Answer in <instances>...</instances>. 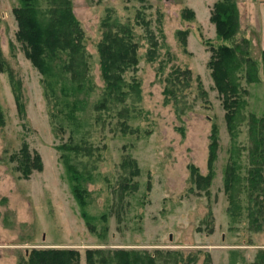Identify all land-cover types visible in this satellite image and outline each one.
<instances>
[{
	"label": "rangeland",
	"instance_id": "rangeland-1",
	"mask_svg": "<svg viewBox=\"0 0 264 264\" xmlns=\"http://www.w3.org/2000/svg\"><path fill=\"white\" fill-rule=\"evenodd\" d=\"M30 1L48 37L68 28L56 24L62 0H0V264L50 249L80 264L90 251L97 264H125L124 252L138 264H264V74L241 77L231 133L208 67L220 0H70L83 49L46 55V76L18 41L15 9ZM232 1L241 27L227 44L255 38L258 61L252 1ZM106 38L137 46L111 82Z\"/></svg>",
	"mask_w": 264,
	"mask_h": 264
},
{
	"label": "trees",
	"instance_id": "trees-1",
	"mask_svg": "<svg viewBox=\"0 0 264 264\" xmlns=\"http://www.w3.org/2000/svg\"><path fill=\"white\" fill-rule=\"evenodd\" d=\"M31 2L15 9V17L19 27L18 41L23 45L24 52L27 58L31 60L33 66L42 75L46 76L50 72L46 55L47 57L50 55L54 56L59 50L66 49H69L71 53L82 52L85 36L80 29V24L72 14L70 0H62L61 7L55 10V13L58 15L56 24L58 23L61 27L65 26L67 22L68 25L65 34V39L67 38L65 45L63 43L65 39H59L64 35V32L54 35V37H48L43 32L37 8ZM190 15L194 16L195 12L191 10ZM186 17L190 16L186 15ZM240 19L238 6L232 0H220L212 7L210 20L215 25L216 37L222 44L211 48L212 57L210 58L208 67L211 69L215 88L222 97L224 108L227 111L226 117L231 133H234L233 123L237 112L236 107L242 105V103H238V100H240L241 77H245L246 81L250 84L260 82V65L251 56L250 40L243 38L240 42H235L233 45L227 44L228 42H234L239 34L241 27ZM61 20L65 21V24ZM116 42L119 44L117 54L121 58L119 64L121 66L117 69L115 68L116 64L112 60V51L116 50L113 46ZM100 52L103 72L109 82L112 81L111 75L115 70L126 69L130 65L137 63V46L127 45L125 39L115 38L114 40L113 38H106V41H103L100 45ZM262 68L264 71V51L262 52ZM4 70L5 67L1 61L0 53V73L4 72ZM184 72L189 73L188 70ZM260 120L264 122V116ZM196 171L194 168V175H196ZM197 177L205 179L199 175ZM258 177L260 178V174L255 171L252 181L255 183ZM200 179L198 181H201ZM97 253L99 252L90 251L88 253V264H97L94 260ZM120 256L128 259L125 264H138L139 258L135 257V255L134 259L130 257L128 252H124ZM105 261L106 257L103 256L101 262ZM21 264H80V254L74 250L67 249L35 251L27 263Z\"/></svg>",
	"mask_w": 264,
	"mask_h": 264
},
{
	"label": "crops",
	"instance_id": "crops-1",
	"mask_svg": "<svg viewBox=\"0 0 264 264\" xmlns=\"http://www.w3.org/2000/svg\"><path fill=\"white\" fill-rule=\"evenodd\" d=\"M248 1H252L251 2V4L253 5L252 10L254 12V15L252 17V21L250 24V28L257 30V36H258V38H259L258 40L260 42L259 43L260 44V53H259L260 59L258 60V63L260 65V78H262L261 76H262V74H264V71L262 68V52L264 51V0H248ZM248 34H249V32H248ZM247 39H249L251 42V50H252V47L256 44L257 41H255V38H254V40L251 38H247ZM259 44H258V47H259ZM252 53H254V52H252Z\"/></svg>",
	"mask_w": 264,
	"mask_h": 264
},
{
	"label": "water",
	"instance_id": "water-1",
	"mask_svg": "<svg viewBox=\"0 0 264 264\" xmlns=\"http://www.w3.org/2000/svg\"><path fill=\"white\" fill-rule=\"evenodd\" d=\"M172 237V236H171ZM172 239V238H171Z\"/></svg>",
	"mask_w": 264,
	"mask_h": 264
}]
</instances>
